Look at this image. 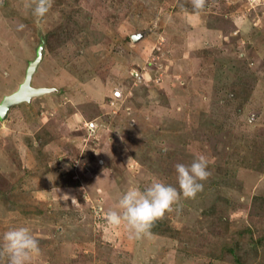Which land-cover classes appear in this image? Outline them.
Wrapping results in <instances>:
<instances>
[{
    "label": "rangeland",
    "instance_id": "rangeland-1",
    "mask_svg": "<svg viewBox=\"0 0 264 264\" xmlns=\"http://www.w3.org/2000/svg\"><path fill=\"white\" fill-rule=\"evenodd\" d=\"M36 2L0 0V102L42 41L33 83L61 91L0 119V239L29 226L31 264H264V0ZM200 154L203 190L150 235L107 223Z\"/></svg>",
    "mask_w": 264,
    "mask_h": 264
},
{
    "label": "clouds",
    "instance_id": "clouds-1",
    "mask_svg": "<svg viewBox=\"0 0 264 264\" xmlns=\"http://www.w3.org/2000/svg\"><path fill=\"white\" fill-rule=\"evenodd\" d=\"M195 10H202L205 0H192ZM52 0H37L33 14L44 17L51 8ZM22 27V25H21ZM166 150V149H165ZM208 159L200 154L190 165L177 164L176 172L180 191L176 187L154 179L141 189L135 185L129 187L120 197L117 210L106 214L109 225L118 227L122 223L130 236L136 238L150 235L154 222L173 210L181 197L194 199L203 190V183L210 172ZM40 252L39 241L27 225L9 228L0 239V254H6L8 264H31Z\"/></svg>",
    "mask_w": 264,
    "mask_h": 264
},
{
    "label": "water",
    "instance_id": "water-1",
    "mask_svg": "<svg viewBox=\"0 0 264 264\" xmlns=\"http://www.w3.org/2000/svg\"><path fill=\"white\" fill-rule=\"evenodd\" d=\"M143 35H134L135 41L139 40ZM45 42L39 45L36 57L31 60L26 69L25 78L19 83L18 87L11 93L6 94L0 102V119H6L11 109L20 103H30L35 97H39L51 93H59L61 89L55 86H35L33 83L35 73L44 58Z\"/></svg>",
    "mask_w": 264,
    "mask_h": 264
}]
</instances>
